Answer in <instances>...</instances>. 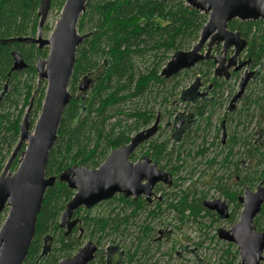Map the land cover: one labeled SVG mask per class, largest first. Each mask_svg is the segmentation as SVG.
I'll list each match as a JSON object with an SVG mask.
<instances>
[{
    "label": "trees",
    "instance_id": "obj_1",
    "mask_svg": "<svg viewBox=\"0 0 264 264\" xmlns=\"http://www.w3.org/2000/svg\"><path fill=\"white\" fill-rule=\"evenodd\" d=\"M40 1L0 0V175L19 142L24 111L30 105L33 82L37 77V60L39 57L46 59L49 55L48 48L40 51L34 44L3 42L37 36ZM65 2L66 0H52L51 10H62ZM207 21L208 16L178 0L165 3L153 0H91L79 21L78 30L80 34L87 32L92 35L77 52L76 66L69 84L72 100L64 112L57 143L49 156L47 177L58 178L74 167L98 169L113 150L127 145L135 133L155 121L157 114L154 107H147L152 100L154 104L159 102L160 108H165L166 116L172 118L177 105L182 103L180 93L177 94L176 87H172L167 88L162 95V85L170 84L177 76L165 80L160 77V73L175 52L191 50L198 43ZM229 29L240 33L249 43L246 49L248 61L242 63L245 66L250 64L252 70L263 65L264 21L236 20L229 24ZM220 49L221 46L215 47L214 51ZM148 51H155L158 60L155 64H147L144 70H139L134 60L146 57ZM13 52H18L27 64L25 71L11 72ZM201 66L206 67V70H199L201 74L198 80L205 83L207 89L213 86L211 94L215 99L210 106L202 105L192 109L189 120L197 124V130L210 118L212 106L222 103L218 95L228 87L227 81L214 76L215 65L212 61L201 63ZM90 74L95 79L92 90L78 94L80 83L86 76L90 77ZM236 76L237 72H233L231 77ZM6 85L8 89L2 96ZM39 92L40 97L34 104L35 118H39L45 98V90ZM21 100L22 110L16 114ZM129 104L135 109L127 108ZM161 119H164L162 115ZM238 143H241L239 138H232L227 163L230 162L231 150ZM242 145L248 149L251 157V144L243 141ZM25 148L24 145L21 152ZM204 152L205 149H201L199 153ZM140 153V157L150 156L156 163L165 158L170 160L171 155L168 141L160 143L158 138L151 141L147 148L141 147ZM137 158L136 151L131 160L135 162ZM213 163L212 160L209 162L210 165ZM19 164L20 160L17 158L12 170H16ZM170 172L174 174L172 170ZM74 195L75 192L59 181L47 190L37 220L35 238L24 264H59L62 260L73 257L80 249L83 242L77 236L78 230L65 237L59 224L66 204ZM175 196V201L166 203V207L176 212L181 223L193 221L202 225V219L214 217L202 206L206 197L204 194L199 198L195 193L181 191ZM224 196L231 202H237L235 193L225 192ZM116 202L130 208L131 213L122 217L110 213L107 217L97 218L92 217L88 210L76 211L75 215L81 218L87 232L84 237L96 239L99 245L104 242H120L126 236L129 220L145 211L148 205L143 200L134 202L123 196L115 197L105 204L112 205ZM161 206L160 203L157 204L148 215L158 216ZM236 215L237 211L231 214L230 224L236 222ZM6 217L7 215L0 214V229ZM261 217H264V207ZM258 220L255 221L256 226ZM139 229L141 232L134 247L128 250L121 248L118 252L119 258L125 252L124 261L127 264L133 261L141 249L147 254L148 247L143 244L149 239L147 231L150 228L142 225ZM48 241L50 242L47 244ZM114 249L115 246L110 247L106 260L99 257L92 264H109L114 259Z\"/></svg>",
    "mask_w": 264,
    "mask_h": 264
},
{
    "label": "water",
    "instance_id": "obj_2",
    "mask_svg": "<svg viewBox=\"0 0 264 264\" xmlns=\"http://www.w3.org/2000/svg\"><path fill=\"white\" fill-rule=\"evenodd\" d=\"M153 1L165 3L174 0ZM178 1L208 16V21L202 28L198 43L191 50L175 52L162 69L160 77L171 80L206 61L214 63V76L226 81L232 76L231 71L243 69L245 63L240 62V57L249 43L240 33L231 31L229 24L236 20L264 21V0ZM90 2L91 0H66L51 36L44 39L43 28L51 11L52 0H41L37 13V36L3 42L34 44L40 51L49 48V55L46 59L39 57L36 64L39 83H48L40 116L32 130L34 94L20 126L19 142L0 175V214L9 208L0 229V264L25 263L35 238L44 196L57 181L66 184L69 190L75 192L74 197L66 204L60 220V229L64 230L65 237L71 236L78 226L80 221L74 216L79 209L91 210L118 195L133 197L135 201L144 195L150 202L157 184L172 185V175L158 169L151 159L144 158L136 163L131 160L137 149L158 133L160 113L151 127L138 132L129 144L113 150L98 169L74 167L63 172L58 178L46 175L50 153L58 140L61 120L72 100L69 84L76 66L77 52L92 35L80 34L78 30L79 21ZM219 46L221 53L217 51L213 54V48ZM230 50L233 53L228 56ZM12 56V73L23 72L28 68L18 52H13ZM250 76L252 74H244L238 97L244 91ZM89 84L88 80L83 82L81 91H85ZM197 84L199 80L190 89L182 92V102L195 96ZM7 89L8 85L5 86L2 96ZM180 126L181 123L178 127ZM24 145L26 148L21 152ZM17 158L20 160L19 167L16 172H11ZM240 202L244 205L240 220L229 231L219 229L217 235L221 241L237 246L242 264H260L263 260L264 233L257 232L254 221L264 204V186H260L256 194L247 192ZM204 207L216 211L225 219L230 217L226 204L221 200L206 201ZM96 252L97 247L89 241L75 256L64 259L59 264H90Z\"/></svg>",
    "mask_w": 264,
    "mask_h": 264
},
{
    "label": "rangeland",
    "instance_id": "obj_3",
    "mask_svg": "<svg viewBox=\"0 0 264 264\" xmlns=\"http://www.w3.org/2000/svg\"><path fill=\"white\" fill-rule=\"evenodd\" d=\"M62 10L54 8L50 11L47 22L43 28V38L48 39L52 31L60 18ZM87 33V32H86ZM84 34V33H82ZM215 48V47H214ZM213 54L217 51H214ZM49 50V49H48ZM221 53V49L218 50ZM232 50L229 51L228 56H231ZM246 50L240 57V62H247ZM158 60L155 51H148V55L141 59H135L134 64H137L139 70H144L147 64H155ZM199 70H206V67L197 65L190 71H185L179 74L176 79L170 84L166 83L162 85V95L168 88L176 87L178 93H180V100L182 92L190 89L198 80L200 76ZM258 73L257 78H253L245 89L243 97L238 99L237 102L232 103L233 97L239 91V84L244 77L246 71H255ZM84 80V79H83ZM228 87L218 95V98L222 103L213 105L211 110L212 114L201 125V129L197 130V124L190 121L192 108L186 105V102H180L176 107V112L172 118L166 116L165 108H160L159 102L154 104L152 100L147 107H154V111L157 114L161 112L162 119L160 129L156 136L151 141L159 139V142L168 141L169 151L171 152L170 160L165 158L161 161L160 165L166 167V171L173 169L174 181L178 180L176 186L175 183L172 186L160 185L158 186L160 191L156 192V197L148 203L146 210L140 212L136 216L129 220L128 231L122 241H116L115 244L104 242L101 244L100 249H108L115 246L114 259L109 264H127L124 261L125 252L119 258L118 252L121 248L126 250L134 247L135 240L140 234L139 227L146 225L150 228L147 231L148 241L143 246L148 247L147 254H144L142 249L138 252V255L129 264H242L240 259V253L236 245L229 244L221 241L217 237L219 229L230 230L233 224L229 223L230 218L227 220L219 219L218 216L206 217L201 220L202 225L193 221H186L181 223L176 212L168 209L165 203L175 201V194H179L181 191L195 193L197 197H201L202 194L206 196L205 200L224 199L221 195V191L224 189L237 190L241 188L237 182V176L241 174L243 176L250 175V170L256 169L255 162H251L250 159H246L243 154L242 144L238 143L231 150L232 155L229 157V164L225 163V159L228 158L230 148V137L234 138L233 134L242 138V141L247 140L252 143V136H255L256 131L260 133L264 130V64L257 67L256 70H252L250 64H247L243 69L237 72L235 78L230 77ZM202 83V81H199ZM204 86L206 87L207 85ZM48 83L46 81L39 83L38 76L36 81L33 82V95H35V102L40 97L41 90H47ZM93 84H91L89 91L92 90ZM224 88V87H223ZM80 92V91H79ZM78 92V94H79ZM32 95V96H33ZM194 95V94H192ZM196 95V92H195ZM212 96V94H210ZM209 96V97H210ZM45 99V98H44ZM192 100V98H191ZM254 100L259 101V106L252 105ZM23 102L20 101L18 111L22 110ZM134 106L129 104L127 108L133 110ZM170 108V107H168ZM28 107L25 109L26 114ZM41 112H39L40 115ZM36 106L33 105L31 112L32 130L34 129L37 119ZM187 117V118H184ZM175 117L186 119V127H179L177 124L179 121L174 122ZM223 122H226L227 135L226 144H221L223 133L220 129ZM182 128V132H181ZM264 132H262V136ZM189 136V138H186ZM264 137V136H263ZM150 141V142H151ZM149 143L144 144L147 148ZM201 149H205L203 154L199 152ZM264 152V149H261ZM6 154V151L4 152ZM138 158H140V149L137 151ZM109 156V155H108ZM136 160V161H137ZM211 160L215 162L209 164ZM242 161V163H241ZM235 164H238V169H235ZM248 169V171H247ZM264 165L258 168V171L263 170ZM12 172V171H11ZM224 177L222 183H218L217 178ZM250 190L251 189L249 187ZM170 194V196H167ZM161 203V211L158 216L148 215L156 205ZM236 205L230 203V210L232 211ZM9 208H6L2 213L3 216L8 215ZM92 217H107L110 213L119 214L121 217L131 213L130 208L123 207L122 204L116 202L112 205H106L105 202L95 206L93 209L88 210ZM242 213V208L239 209L236 215V222ZM261 228L264 232V218L261 220ZM79 236V232L77 233ZM85 236V233L84 235ZM88 241L85 240V243ZM50 241L47 242V244ZM74 253L73 256L77 254ZM106 260V256H102ZM260 264H264V252L263 260Z\"/></svg>",
    "mask_w": 264,
    "mask_h": 264
},
{
    "label": "flooded vegetation",
    "instance_id": "obj_4",
    "mask_svg": "<svg viewBox=\"0 0 264 264\" xmlns=\"http://www.w3.org/2000/svg\"><path fill=\"white\" fill-rule=\"evenodd\" d=\"M49 49V48H48ZM257 69V68H256ZM256 69H254V70H256ZM233 72H236V71H231V73H233ZM238 72V71H237ZM246 73H248V74H252V76H250L249 78V81H248V83L246 84V86H245V89H246V87L248 86V84L250 83V81L253 79V78H257L258 77V73H259V71L257 70V72H255V71H251V72H248V71H246L245 72V74ZM94 74V73H93ZM93 74H90L89 76L90 77H88V76H86L85 78H84V80L80 83V86H79V94H82V93H86V92H90L89 91V89H90V86H91V84H93L94 83V76H93ZM90 81V84H89V86H88V88L85 90V91H81V89H80V87H81V85L83 84V82H85V81ZM220 80H224V79H220ZM224 81H226V80H224ZM212 88H213V86H210V88L209 89H207L205 86H204V84H202V83H199V84H197V89H196V95L195 96H193L192 97V100H191V98L189 99V100H186L185 102V104L186 105H188L190 108H192V109H194L195 107H202V105H211V103L213 102L214 103V97H212V96H210V94H211V92L213 91L212 90ZM244 89V90H245ZM239 91H240V84H239ZM239 91H238V93H239ZM244 92L245 91H243L242 92V94H241V96L240 97H238V93L236 94V96L235 97H233V99H232V103H235V102H237V100L238 99H241L242 97H243V94H244ZM210 96V97H209ZM208 100H210V101H208ZM252 105H257V106H259V101L258 100H254L253 102H252ZM160 113V120H162L161 119V112L159 111L158 113H157V115ZM157 115H156V117H157ZM156 120V119H155ZM177 121H179V124L181 123V126L183 125V127H186L187 126V124L189 123V122H187V120L186 119H183V118H176L175 117V120H174V122H177ZM155 122V121H154ZM154 122L150 125V126H148V127H146V128H144L143 130H141V131H144V130H146V129H148L149 127H151L153 124H154ZM161 124V123H160ZM179 124H177V129H180L178 126H179ZM180 126V127H181ZM159 129H160V126H159ZM220 129L222 130V133H223V137H222V141H221V144L224 146L225 144H226V135H227V127H226V122H223L222 123V125H221V127H220ZM140 132V131H139ZM181 132H182V128H181ZM262 132H264V130L262 131ZM262 132L260 133L259 131H256V133H255V136L253 135L252 136V143H250L249 141H248V139L247 140H244V142H246V143H250L251 144V147H250V150H251V157H249V154H248V149L247 148H244L243 147V145H242V147H243V154H244V157H245V160L244 161H246V159H250L251 160V162H255V166L254 167H256V169H254V170H250V175H247V176H243L242 174L240 175V176H237V182H238V184H239V186H240V190L239 191H237V190H230V189H224V191H221V195L224 197V199H216V200H221V202H224L225 204H226V206H227V208H228V214H229V216L231 217V214L234 212V211H237V213H238V211H239V209H241L242 208V212H243V209H244V205L240 202V200L242 199V198H245V196H246V194H247V192H249L250 194H256L257 192H258V189H259V187L261 186H264V169L263 170H260V171H258V168L261 166V165H264V152L263 151H261V149H264V135L262 136ZM137 133H135L133 136H135ZM237 134V136L239 135L238 133H236ZM132 136V137H133ZM156 136V135H155ZM233 136H234V138H237V136L235 135V134H233ZM239 138V140L241 141V143L240 144H242V138H240V137H238ZM132 139V138H131ZM230 139V145H231V140H232V138L230 137L229 138ZM131 141V140H130ZM151 141V140H150ZM150 141H148V142H146V143H150ZM130 143V142H129ZM128 143V144H129ZM146 143H144V144H146ZM144 144H142L138 149H137V151L140 149L141 150V147H144ZM225 147V146H224ZM230 149V148H229ZM144 152V151H143ZM142 154V153H141ZM232 155V154H231ZM144 158H149V159H151V161H152V164H156L157 165V167H158V169H161V170H163L164 172H166V173H169V174H171L172 175V184L173 183H175V186H176V184H177V182H178V180H175L174 181V174H175V172L173 171V169H171L173 172H174V174L172 173V172H170V170L169 171H166V169H163L162 168V166L160 165V163L161 162H159V163H156V162H154V160L150 157V156H141L137 161H139V160H143ZM226 160H227V158L225 159V163L226 164H229V163H227L226 162ZM137 161H135L134 163H136ZM212 161H214V160H212ZM215 162V161H214ZM241 163H242V161H241ZM19 167V166H18ZM163 167H165V166H163ZM12 169V168H11ZM235 169H238V164H235ZM17 170V169H16ZM16 170H12V172H16ZM247 171H248V169H247ZM217 181H218V183H222L223 181H224V177H220V178H217ZM145 183V182H144ZM160 185H166V184H163V183H159V184H157L156 186H155V188H154V190H153V196L150 198V202L153 200V198H155L156 197V193H155V190H156V192H159L160 191V189H159V187L158 186H160ZM166 186H168V185H166ZM172 186V185H171ZM249 187L251 188V189H253L254 188V190L255 191H253V190H250L249 189ZM225 192H229V193H235L236 194V196H237V202H231L230 200H229V198H227L226 196H224V193ZM120 196H123V195H118V196H116V197H120ZM125 199H127V200H132V201H134V202H137V201H139V200H143L146 204H148V203H150V202H148L147 201V199H146V197L144 196V195H142L141 197H139L138 198V200H134L133 199V197H131V198H126L125 196H123ZM115 198V197H114ZM113 198V199H114ZM200 198V197H199ZM206 198V197H205ZM205 198H204V200H203V203H202V206H203V208L205 209V210H207V211H209L210 213H212L214 216H218V218L219 219H224V220H227V219H225L224 217H222V216H220L216 211H210V210H208V209H206L205 207H204V202H206V201H209V202H213V201H216V200H205ZM112 199V200H113ZM111 201V200H110ZM109 202V201H108ZM106 203V202H105ZM230 203H232V204H234V205H236V209H233L232 211L230 210ZM159 204V203H158ZM161 204V203H160ZM166 204V203H165ZM162 205V204H161ZM237 205H239V207L237 206ZM157 206V205H156ZM263 207H264V204L262 205V210H261V213L257 216V218L255 219V221L257 220V219H259L258 220V224H257V226L255 225V221H254V226L256 227V229H257V232H260V233H264L263 231H262V228H261V220H262V218H264V217H261V214H262V211H263ZM156 208V207H155ZM82 209H84V208H82ZM86 210V209H85ZM154 210V209H153ZM230 211V212H229ZM63 214V213H62ZM241 215H242V213H241ZM209 217V216H208ZM229 217V218H230ZM241 217V216H240ZM74 218L76 219H78L80 222H79V224H78V226L74 229V230H78V232H79V239L83 242L82 243V246L80 247V249L81 248H83L85 245H86V243L87 242H89V241H91L92 243H93V245L94 246H96L97 247V252H96V254H95V258H94V260L90 263V264H92L93 262H95L96 260H97V258H99V257H101L102 258V255H105V256H107V253H108V251H109V249L110 248H108L107 250L106 249H104V250H101L100 249V246L101 245H99V244H97V241H96V239H89L88 237H84L83 235H84V233H85V236L87 235V232H86V229H85V226H84V223H83V221L81 220V218L80 217H77L76 215L74 216ZM61 220V219H60ZM239 220H240V218H239ZM238 222V221H237ZM60 224V223H59ZM236 223H233V225H235ZM233 227V226H232ZM231 227V228H232ZM74 230H73V232H74ZM64 231V230H63ZM73 234V233H72ZM217 234H218V232H217ZM217 237H218V235H217ZM88 239V241L85 243V240H87ZM79 249V250H80ZM78 250V251H79ZM100 258V259H101Z\"/></svg>",
    "mask_w": 264,
    "mask_h": 264
},
{
    "label": "bare ground",
    "instance_id": "obj_5",
    "mask_svg": "<svg viewBox=\"0 0 264 264\" xmlns=\"http://www.w3.org/2000/svg\"><path fill=\"white\" fill-rule=\"evenodd\" d=\"M168 60V59H167ZM163 61V60H162ZM245 91V90H244ZM230 212V211H229Z\"/></svg>",
    "mask_w": 264,
    "mask_h": 264
}]
</instances>
